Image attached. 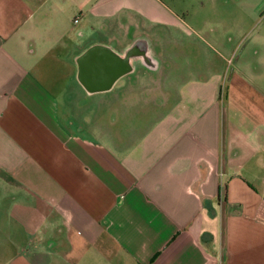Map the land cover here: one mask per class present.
Wrapping results in <instances>:
<instances>
[{"label": "crops", "instance_id": "0c3cea01", "mask_svg": "<svg viewBox=\"0 0 264 264\" xmlns=\"http://www.w3.org/2000/svg\"><path fill=\"white\" fill-rule=\"evenodd\" d=\"M140 3L0 0V264H264V46Z\"/></svg>", "mask_w": 264, "mask_h": 264}, {"label": "rangeland", "instance_id": "374dc122", "mask_svg": "<svg viewBox=\"0 0 264 264\" xmlns=\"http://www.w3.org/2000/svg\"><path fill=\"white\" fill-rule=\"evenodd\" d=\"M138 6L140 0H134ZM165 11L181 18L186 27L192 31L194 41L198 43L195 55L188 54L192 64H187L188 71H201L206 73L205 60H213L220 69L225 64L222 59H228L229 55L224 50L228 44L241 45L237 41L250 45L261 43L264 46V0H159ZM147 8L151 11L154 6L149 4ZM146 25L152 24L145 21ZM239 29H236V28ZM160 28V27H157ZM174 32L172 27L168 31ZM182 40H188L182 38ZM181 42V41H180ZM209 45L214 47L209 48ZM175 44L171 43V58L175 55ZM253 47V45H250ZM196 51V49H194ZM206 53V56L204 53ZM255 50H251L254 58L244 59L245 67H254ZM185 54V53H184ZM208 55V57H207ZM171 62V60H170ZM191 68V69H190ZM200 68V69H197ZM158 87V83H157ZM151 109V108H150ZM158 109V108H157ZM138 115H144L137 113ZM150 116H147L149 119ZM148 121V120H147Z\"/></svg>", "mask_w": 264, "mask_h": 264}, {"label": "trees", "instance_id": "16d2710c", "mask_svg": "<svg viewBox=\"0 0 264 264\" xmlns=\"http://www.w3.org/2000/svg\"><path fill=\"white\" fill-rule=\"evenodd\" d=\"M223 197H225V190L223 189Z\"/></svg>", "mask_w": 264, "mask_h": 264}]
</instances>
